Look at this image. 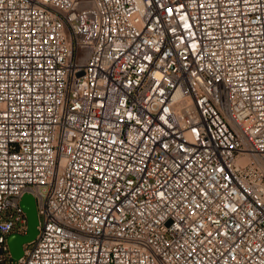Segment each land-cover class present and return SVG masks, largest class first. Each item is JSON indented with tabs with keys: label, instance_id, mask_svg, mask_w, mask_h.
Returning a JSON list of instances; mask_svg holds the SVG:
<instances>
[{
	"label": "built area",
	"instance_id": "obj_1",
	"mask_svg": "<svg viewBox=\"0 0 264 264\" xmlns=\"http://www.w3.org/2000/svg\"><path fill=\"white\" fill-rule=\"evenodd\" d=\"M0 264H264V0H0Z\"/></svg>",
	"mask_w": 264,
	"mask_h": 264
},
{
	"label": "water",
	"instance_id": "obj_2",
	"mask_svg": "<svg viewBox=\"0 0 264 264\" xmlns=\"http://www.w3.org/2000/svg\"><path fill=\"white\" fill-rule=\"evenodd\" d=\"M21 203L28 216V228L25 233H12L9 235V244L14 258L23 255L24 243L33 240L38 232L39 216L34 195L25 193Z\"/></svg>",
	"mask_w": 264,
	"mask_h": 264
},
{
	"label": "snow or ice",
	"instance_id": "obj_3",
	"mask_svg": "<svg viewBox=\"0 0 264 264\" xmlns=\"http://www.w3.org/2000/svg\"><path fill=\"white\" fill-rule=\"evenodd\" d=\"M168 11H169V12H171L172 10H171V9H169Z\"/></svg>",
	"mask_w": 264,
	"mask_h": 264
}]
</instances>
